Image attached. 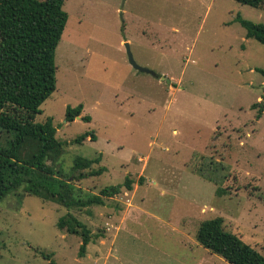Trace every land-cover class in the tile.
Returning <instances> with one entry per match:
<instances>
[{
    "label": "rangeland",
    "instance_id": "obj_1",
    "mask_svg": "<svg viewBox=\"0 0 264 264\" xmlns=\"http://www.w3.org/2000/svg\"><path fill=\"white\" fill-rule=\"evenodd\" d=\"M63 10L56 89L35 122L52 118L63 141L88 133L60 161L70 171L76 156L100 158L92 168L105 171L75 183L83 194L126 177L132 190L69 210L92 235L83 256L81 238L56 228L65 208L8 195L0 264H227L196 241L200 224L219 217L261 253L264 46L234 17L264 25V11L233 0H65ZM125 43L158 77L130 66ZM78 104L80 119L66 123Z\"/></svg>",
    "mask_w": 264,
    "mask_h": 264
},
{
    "label": "trees",
    "instance_id": "obj_2",
    "mask_svg": "<svg viewBox=\"0 0 264 264\" xmlns=\"http://www.w3.org/2000/svg\"><path fill=\"white\" fill-rule=\"evenodd\" d=\"M233 1L264 11V0ZM64 3L65 0H0V201L21 192L65 208L68 212L57 220L56 228L81 238L79 255L83 256L92 235L69 210L104 206L105 199L118 196L123 189L131 191L133 181L126 177L122 185L104 187L98 194H83L75 183L100 176L105 169L92 168L100 158L76 156L70 171H64L60 161L68 154V147L80 145L88 133L63 141L56 138L52 118L41 124L35 122L40 107L56 89L55 51L68 18ZM234 21L244 29L246 39L264 46V25L240 15ZM255 71L264 78V70ZM252 108L257 109L259 119L261 106L254 104ZM82 110L81 104L66 107L65 122H74ZM81 120L89 122V117ZM196 241L227 264H264V239L259 253L226 232L220 217L201 223Z\"/></svg>",
    "mask_w": 264,
    "mask_h": 264
},
{
    "label": "water",
    "instance_id": "obj_3",
    "mask_svg": "<svg viewBox=\"0 0 264 264\" xmlns=\"http://www.w3.org/2000/svg\"><path fill=\"white\" fill-rule=\"evenodd\" d=\"M124 46H125V49H126V55H127L128 62H129V64H130V66H131L134 70L139 71V72H143V73H146V74H150V75H152V76L155 75V73H154L152 70H149V69H147V68H141V67H139V66L134 62V60H133V57H132L131 52H130V50H129V45H128L127 43H125ZM159 79H160L161 81H165L164 77H160ZM166 83H169V81L166 80ZM76 119H80L79 116H77Z\"/></svg>",
    "mask_w": 264,
    "mask_h": 264
},
{
    "label": "flooded vegetation",
    "instance_id": "obj_4",
    "mask_svg": "<svg viewBox=\"0 0 264 264\" xmlns=\"http://www.w3.org/2000/svg\"><path fill=\"white\" fill-rule=\"evenodd\" d=\"M154 72V71H153ZM155 73V72H154ZM153 77H158L157 74L155 73V75ZM160 78V77H159Z\"/></svg>",
    "mask_w": 264,
    "mask_h": 264
}]
</instances>
